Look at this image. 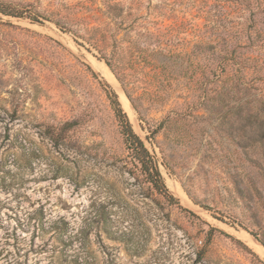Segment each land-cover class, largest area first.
<instances>
[{"label":"rangeland","instance_id":"obj_1","mask_svg":"<svg viewBox=\"0 0 264 264\" xmlns=\"http://www.w3.org/2000/svg\"><path fill=\"white\" fill-rule=\"evenodd\" d=\"M1 1L25 16L0 13V264H264L240 236L254 238L241 222L264 229L262 148L239 143L236 120L264 94V68L254 83L236 72L250 13L233 0ZM111 90L176 200L144 183Z\"/></svg>","mask_w":264,"mask_h":264},{"label":"trees","instance_id":"obj_2","mask_svg":"<svg viewBox=\"0 0 264 264\" xmlns=\"http://www.w3.org/2000/svg\"><path fill=\"white\" fill-rule=\"evenodd\" d=\"M233 2L235 11H248L250 13L248 18L249 22H247L248 25L243 28H236L233 36L234 41H236L239 46H242L241 44H243L245 48L251 50L249 55H246L245 57L246 60H248L249 66L247 65L244 67L239 65L236 72L243 73L246 72V70H252L255 72L256 76L252 77L250 81L254 83L263 76V74L261 75L260 73L263 72L264 68L261 63V53L264 45V26L262 25L263 20L261 14L264 12V0H233ZM210 6L211 5L208 3H203L200 9L204 14H208L209 10H207V7ZM0 13L14 17L25 16V11L23 9L20 10L17 7L12 6L11 3L1 0ZM31 19L33 21H38L37 17ZM164 39L165 38L162 34H158L156 39H154V48H163V44L165 43ZM233 56L239 58L238 49H234ZM107 64L112 68L109 61H107ZM125 93L130 99V95L126 89ZM253 95L254 96L247 102L249 103V107L245 117H242L241 104L237 105V122L241 118L247 120V124L238 132V135L240 136L239 143L245 147H254L256 146L255 144H260L262 148V159H252V161L255 163V167H258L259 169L262 168L264 170V94H258L257 91ZM109 99L111 100L112 107L119 122L124 143L126 144L130 155L133 157L135 167L143 175L144 183L148 184L153 191L159 193L168 200H176L166 186L158 160L150 152L140 135L134 131L133 126L126 112L122 108L115 91L111 90ZM249 125L250 127L248 129L247 126ZM236 189L242 192V188L239 183L236 185ZM241 224H243L242 226L248 230L262 245H264V229L258 221L252 223L254 227L258 226V231L250 227L248 224L246 225L243 222H241Z\"/></svg>","mask_w":264,"mask_h":264},{"label":"bare ground","instance_id":"obj_3","mask_svg":"<svg viewBox=\"0 0 264 264\" xmlns=\"http://www.w3.org/2000/svg\"><path fill=\"white\" fill-rule=\"evenodd\" d=\"M93 58V57H92ZM93 62L95 67L102 72V74L113 84V86L117 89V93H119L120 101L125 108L126 111H129L130 114L133 116L134 109L127 98L126 94L124 93L120 83L116 79V76H114L113 72L110 70V68L104 63L103 61H100L96 58H93ZM174 186L178 187L179 190H182V187L180 186L179 182H174ZM240 236L242 239L246 240L261 256L264 257V246L259 242L256 241L250 234L243 231L240 232Z\"/></svg>","mask_w":264,"mask_h":264},{"label":"water","instance_id":"obj_4","mask_svg":"<svg viewBox=\"0 0 264 264\" xmlns=\"http://www.w3.org/2000/svg\"><path fill=\"white\" fill-rule=\"evenodd\" d=\"M255 238V237H254Z\"/></svg>","mask_w":264,"mask_h":264}]
</instances>
